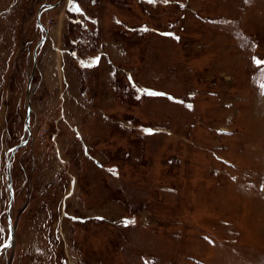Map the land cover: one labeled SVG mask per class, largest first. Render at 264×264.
<instances>
[{"label": "rangeland", "instance_id": "1", "mask_svg": "<svg viewBox=\"0 0 264 264\" xmlns=\"http://www.w3.org/2000/svg\"><path fill=\"white\" fill-rule=\"evenodd\" d=\"M254 57L264 0H0V264H264Z\"/></svg>", "mask_w": 264, "mask_h": 264}, {"label": "water", "instance_id": "2", "mask_svg": "<svg viewBox=\"0 0 264 264\" xmlns=\"http://www.w3.org/2000/svg\"><path fill=\"white\" fill-rule=\"evenodd\" d=\"M55 5V3H46L45 4V8H50V7H52V6H54ZM44 9V8H43ZM39 12H40V10L36 13V21H37V23H38V26L41 28V29H43L44 30V32L46 31L45 29H44V26H43V24H41V22H40V20H39ZM41 37H43V36H41ZM33 56H34V54H33ZM28 113H29V105H28V103H27V107H26V113H25V117H24V121H23V129H26L27 131H28V125H27V123H26V121H27V119H28ZM25 140L24 139H21V140H19V142L18 143H16V144H14L12 147H10V149H11V151H10V153L9 154H12L13 153V151L22 143V142H24ZM7 159V162H9V156H8V158H6ZM7 184H8V191H9V194H10V197H9V199L11 198V188H10V185H9V183L7 182ZM8 211V210H7ZM7 211H6V213H7Z\"/></svg>", "mask_w": 264, "mask_h": 264}, {"label": "snow or ice", "instance_id": "3", "mask_svg": "<svg viewBox=\"0 0 264 264\" xmlns=\"http://www.w3.org/2000/svg\"><path fill=\"white\" fill-rule=\"evenodd\" d=\"M150 3L154 2V0H149ZM164 3H168V0H164ZM182 6V5H181ZM253 62L257 65H260L261 63H264L262 61H258L256 60V58L254 57L253 58ZM261 87H264V84L261 85ZM147 95H150V96H162L164 95V93H159V92H152V91H147L146 92ZM137 99H139L140 97L137 96L136 97ZM171 99V98H170ZM180 103H183V101H180ZM189 108H191L192 106L191 105H188ZM110 171H113V174H115V171L114 170H111ZM99 219V218H98ZM125 223H131V221H125ZM3 229H0V232H2ZM4 247H7V245H4Z\"/></svg>", "mask_w": 264, "mask_h": 264}]
</instances>
